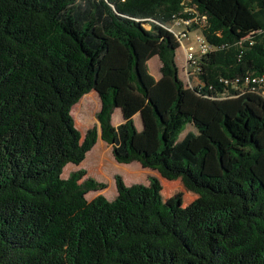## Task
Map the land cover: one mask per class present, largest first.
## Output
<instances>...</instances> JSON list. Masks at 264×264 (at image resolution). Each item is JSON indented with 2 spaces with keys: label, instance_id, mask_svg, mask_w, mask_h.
<instances>
[{
  "label": "trees",
  "instance_id": "16d2710c",
  "mask_svg": "<svg viewBox=\"0 0 264 264\" xmlns=\"http://www.w3.org/2000/svg\"><path fill=\"white\" fill-rule=\"evenodd\" d=\"M174 25L207 45L187 85ZM262 76L264 0H0V264H264ZM98 135L197 198L167 205L158 178L116 175L113 200L88 201L104 185L62 173Z\"/></svg>",
  "mask_w": 264,
  "mask_h": 264
},
{
  "label": "rangeland",
  "instance_id": "374dc122",
  "mask_svg": "<svg viewBox=\"0 0 264 264\" xmlns=\"http://www.w3.org/2000/svg\"><path fill=\"white\" fill-rule=\"evenodd\" d=\"M173 30L175 32H182L186 31L184 25H174ZM196 33L190 32L188 34L187 39H183L182 43L185 47H191L194 51L198 49V43L196 42ZM182 54V61L179 64V77L181 80L187 85L189 81V71L190 68L187 67L185 63L184 57V49L180 45L179 49L177 50V60L179 62V57ZM180 63V62H179ZM158 66L159 60L157 57H153L149 62V69L152 75H158ZM193 82V81H192ZM191 82V83H192ZM193 85V84H192ZM92 93V94H91ZM91 94V98L89 96ZM89 94L84 95L80 100L79 104L75 107L73 111V120L75 127L80 132L81 137H83L93 128L97 127L98 129V122L96 120V113L100 108V102L98 99L97 94L92 91ZM89 97V98H88ZM90 109V116L87 117L85 114L86 105L89 102H93ZM76 105V104H75ZM135 125L138 130L141 129V122L140 119L136 116ZM122 122V116L119 110H115L112 115V124L116 125L117 122ZM96 143H101V145L94 147L86 154L84 161L79 165L68 164L62 173V178H67L68 175L77 170H84L86 175L83 179L91 178L94 179L96 182H99L104 185L103 189H99L96 191H91L86 194V199L90 201L91 199L95 198L98 195L104 196L106 199L113 200L116 196V188H115V181L114 177L119 175L124 183L129 186L132 184H143L148 185L149 180L151 177L158 178L162 190L161 196L162 200L167 205H173L177 203L181 207H185L193 202L197 196L189 191H187L180 180L176 181H166L162 179L156 170L153 169H146L141 167L138 163H131L128 165L116 163L111 154V147L100 141L97 140ZM101 163L98 164V160Z\"/></svg>",
  "mask_w": 264,
  "mask_h": 264
},
{
  "label": "built area",
  "instance_id": "2783aa9c",
  "mask_svg": "<svg viewBox=\"0 0 264 264\" xmlns=\"http://www.w3.org/2000/svg\"><path fill=\"white\" fill-rule=\"evenodd\" d=\"M177 37L180 39V45L184 49V57H185V63H186V69L187 67L190 68V66H193L195 64V57L197 55H203L207 52V45L204 43V41L200 37H196V42L199 44L197 51H194L191 47H185L182 43V40L185 38L187 39V35L181 32L177 33ZM189 74V73H188ZM251 82L256 83H263L264 84V76L260 77L259 79L253 78L251 79Z\"/></svg>",
  "mask_w": 264,
  "mask_h": 264
},
{
  "label": "crops",
  "instance_id": "0c3cea01",
  "mask_svg": "<svg viewBox=\"0 0 264 264\" xmlns=\"http://www.w3.org/2000/svg\"><path fill=\"white\" fill-rule=\"evenodd\" d=\"M181 61H182V54H181V56L179 57V62H178V60H177V57H176V64H177V66H178V70H179V64H181ZM158 70H159V66H158ZM151 73V72H150ZM152 75V74H151ZM155 79H158L159 78V72H158V75L157 76H155V75H152ZM116 110H118V109H116ZM115 111V110H114ZM138 118H139V115H136ZM136 116L134 117V119H136ZM140 119V118H139ZM118 124H120V121L119 122H117L116 123V125H114V126H117Z\"/></svg>",
  "mask_w": 264,
  "mask_h": 264
},
{
  "label": "water",
  "instance_id": "95a60500",
  "mask_svg": "<svg viewBox=\"0 0 264 264\" xmlns=\"http://www.w3.org/2000/svg\"><path fill=\"white\" fill-rule=\"evenodd\" d=\"M98 139L100 140V136H99V135H98ZM98 139H97V140H98Z\"/></svg>",
  "mask_w": 264,
  "mask_h": 264
}]
</instances>
